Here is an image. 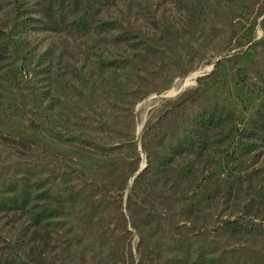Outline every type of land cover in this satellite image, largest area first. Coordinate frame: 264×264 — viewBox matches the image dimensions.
Listing matches in <instances>:
<instances>
[{"label":"rangeland","instance_id":"374dc122","mask_svg":"<svg viewBox=\"0 0 264 264\" xmlns=\"http://www.w3.org/2000/svg\"><path fill=\"white\" fill-rule=\"evenodd\" d=\"M5 263L264 264V0H0Z\"/></svg>","mask_w":264,"mask_h":264},{"label":"trees","instance_id":"16d2710c","mask_svg":"<svg viewBox=\"0 0 264 264\" xmlns=\"http://www.w3.org/2000/svg\"><path fill=\"white\" fill-rule=\"evenodd\" d=\"M242 230H243V229H242ZM242 230H241V231H242ZM5 264H6V263H5Z\"/></svg>","mask_w":264,"mask_h":264}]
</instances>
